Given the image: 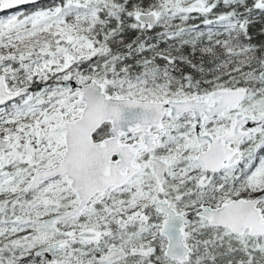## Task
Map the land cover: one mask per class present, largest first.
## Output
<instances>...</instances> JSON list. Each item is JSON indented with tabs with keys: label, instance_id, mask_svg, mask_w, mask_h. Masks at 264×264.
<instances>
[{
	"label": "snow or ice",
	"instance_id": "obj_1",
	"mask_svg": "<svg viewBox=\"0 0 264 264\" xmlns=\"http://www.w3.org/2000/svg\"><path fill=\"white\" fill-rule=\"evenodd\" d=\"M0 264H264V0H0Z\"/></svg>",
	"mask_w": 264,
	"mask_h": 264
}]
</instances>
